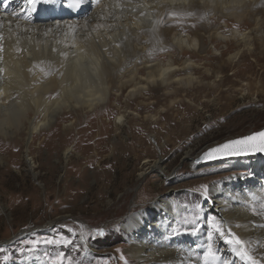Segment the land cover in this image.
<instances>
[{
  "label": "bare ground",
  "instance_id": "6f19581e",
  "mask_svg": "<svg viewBox=\"0 0 264 264\" xmlns=\"http://www.w3.org/2000/svg\"><path fill=\"white\" fill-rule=\"evenodd\" d=\"M87 3L86 10L78 16L44 21L13 17V12L21 11L19 1L14 0L11 9L0 6L4 47L0 68L5 70L0 81V138L7 140L26 134L29 146L35 134L58 131L57 121L63 116L104 107L124 95L152 102L159 90L166 94L182 89L188 92L196 86L220 90L229 80L223 74L225 70L239 67L249 55L255 57V65L264 69V0H131V7L143 6L137 7L135 13L130 11L127 0ZM118 5H124L123 10ZM165 9L178 15L169 16ZM141 10L147 13L145 17L138 15ZM101 14L107 19L101 21ZM113 15L119 19H113ZM153 21L160 22L153 26ZM98 23L113 27L98 30L86 40L85 34ZM108 36L112 39H107ZM125 36L127 40L123 39ZM117 42L122 44L121 48L115 47ZM162 48L166 51H161ZM61 52H68V57L61 56ZM213 59L217 61L210 62ZM41 68L51 69L50 74L46 76ZM262 76L250 71L248 79L236 86L238 94L263 91ZM157 116L151 115L152 119ZM124 118V114H119L116 120L121 122ZM76 122L72 118L64 125L65 141L57 147L64 145V150L61 149L68 161L76 145H68L71 140L67 137ZM197 155L195 151L188 153L193 160ZM246 157L250 156L231 159ZM153 165L155 170L165 171L161 161ZM252 166L259 169L253 179L244 183L227 184L222 180L213 183L206 208L209 217L218 215L233 226L255 222V230L235 229L242 238L255 240L264 238L260 227L264 225V217L250 211L259 200L252 202L245 198L253 193L264 195V159ZM156 206L160 209L157 214H140L126 226L130 252L137 264H203V248L190 246L178 236L185 233L181 228L182 206L169 194L159 199ZM214 242L221 249L222 258L233 264H245L215 234Z\"/></svg>",
  "mask_w": 264,
  "mask_h": 264
},
{
  "label": "rangeland",
  "instance_id": "374dc122",
  "mask_svg": "<svg viewBox=\"0 0 264 264\" xmlns=\"http://www.w3.org/2000/svg\"><path fill=\"white\" fill-rule=\"evenodd\" d=\"M254 58L225 70L229 80L220 90H159L152 102L124 95L103 108L63 116L58 131L35 134L29 146L26 134L0 138V264H49L60 252L66 254L63 264H124L122 254L127 264H137L126 226L140 214H157L156 202L167 194L182 206L184 232L187 222L203 223L210 198L201 186L244 183L259 169L253 162L264 159L257 154L262 157L196 163L209 147L264 128V90L243 96L236 90L252 70L264 77ZM119 114L125 115L121 122ZM72 118L77 122L67 138L76 146L68 161L64 145L57 147ZM190 151L198 153L194 160ZM156 161L164 172L154 169ZM97 228L105 234L97 236ZM207 231L178 236L204 250ZM64 238L73 244L28 251L33 240Z\"/></svg>",
  "mask_w": 264,
  "mask_h": 264
},
{
  "label": "snow or ice",
  "instance_id": "6c2138e0",
  "mask_svg": "<svg viewBox=\"0 0 264 264\" xmlns=\"http://www.w3.org/2000/svg\"><path fill=\"white\" fill-rule=\"evenodd\" d=\"M0 2H3V0H0ZM11 2V0H9ZM37 4H53L58 5L62 8L67 9H81L83 7V0H23V5L21 7V11L19 12H13L12 16L16 19L23 18L24 20L28 21L30 20V14L38 11L36 8ZM127 4L130 8V11L132 13L136 12V8H143L142 5H136L135 7H131V0H127ZM123 10L124 5H118ZM159 7H164L163 4H158ZM166 13L169 16L175 17L178 15L177 12H168L167 9H165ZM22 13H27L22 16ZM188 15H193L194 13L188 12ZM111 15V14H110ZM138 15L140 17H145L147 15L146 12L143 10L139 11ZM113 19H119L118 17L112 16ZM101 21L106 20L107 17H105L103 14L100 16ZM161 20H163V17H161ZM160 21H153V26L155 24L159 23ZM9 31L11 32V20H9ZM87 23V22H86ZM3 27V22L0 21V28ZM59 27V25H57ZM113 25L111 24H105V23H98L95 27L89 29V31L85 34V39L89 40L91 39V34L96 33L98 30L101 29H111ZM154 30V28H153ZM48 31H51V29H48ZM45 35H47V32H45ZM107 39L111 40L112 37L108 36ZM124 40H127L128 37L125 36L123 38ZM3 35L0 34V53H3L4 47H3ZM17 44H19V40H17ZM75 47V45H73ZM116 48H121L122 44L117 42L115 44ZM17 51H21V49L17 48ZM55 51V49H53ZM81 51H84V49H81ZM105 52L108 51L107 48L104 49ZM161 51H166V49L162 48ZM61 56L67 58L68 52H61ZM75 55V53H73ZM3 60V56L0 55V61ZM5 70L3 68H0V81L4 79L3 72ZM40 71L44 72V74L47 76L50 74L51 69L46 71L44 68H41ZM29 72H32V69H29ZM63 75V73H60ZM256 153L264 154V130L253 132L249 135H244L239 138L234 139H228L223 143L216 144L215 146L209 147L206 151L200 155V157L197 159L196 163L199 164L202 161L203 162H209V161H215V160H222L230 157H239V156H247V155H253ZM201 189L203 190L202 194L205 199L209 196V186L208 185H202ZM246 200H251L252 202H255L259 200V204L257 206H252L250 208V211L254 213L255 215L264 217V195H260L258 193H253L251 197H246ZM246 210L249 209V206L245 205ZM189 224L188 228H185V233L190 235H197L199 232L205 229H210L206 232L207 242L204 244V250L202 252V261L203 264H233V262L230 259L222 258L221 249L217 246H215L214 243V234L216 237L219 238V241L222 242L223 245L229 246L231 252L235 254L236 257H238L241 261H244L245 264H264V238H256L253 239H244L241 235L237 233L235 229L240 228H247L251 230H255L257 228V224L255 222H246L244 224L242 223H236L234 226L225 221L222 217H219L218 215H211L210 217L206 216L204 219V222L201 223L199 221L196 222H187ZM262 231H264V225H260ZM69 232L72 231V229H68ZM97 236H103L104 230L102 228H97L96 230ZM175 232V230H174ZM81 239H84L83 234H81ZM43 244L45 246H53V245H61V246H67L70 244H73V241L68 238L64 239H44V240H33L31 242V246L28 249L30 252H36V250L39 248V246ZM120 250L117 249V252ZM224 251H228V248H225ZM66 258V254L63 252H60L56 255L55 258H51L49 260V264H63L64 259ZM7 259V257H5ZM120 259L124 260V264H127V260L124 258L123 254L121 255ZM183 264V262H181Z\"/></svg>",
  "mask_w": 264,
  "mask_h": 264
},
{
  "label": "water",
  "instance_id": "95a60500",
  "mask_svg": "<svg viewBox=\"0 0 264 264\" xmlns=\"http://www.w3.org/2000/svg\"><path fill=\"white\" fill-rule=\"evenodd\" d=\"M261 130H264V128L263 129H260V130H258V131H261ZM255 132H257V131H255ZM253 133V132H252ZM249 134H251V133H248V134H246V135H249ZM244 136V135H243ZM239 137H241V136H239ZM239 137H236V138H239ZM231 139H234V138H231ZM225 142V141H224ZM223 143V142H222ZM215 146V145H214ZM264 155V154H261V153H256V154H253V155ZM247 156H252V155H247ZM239 157H241V156H239ZM243 157H245V156H243ZM231 158H233V157H230V158H226V159H222L221 161H224V160H227V159H231ZM215 161H219V160H215Z\"/></svg>",
  "mask_w": 264,
  "mask_h": 264
}]
</instances>
